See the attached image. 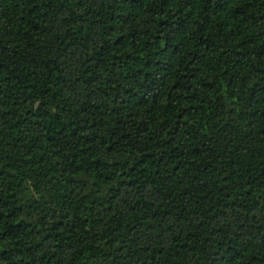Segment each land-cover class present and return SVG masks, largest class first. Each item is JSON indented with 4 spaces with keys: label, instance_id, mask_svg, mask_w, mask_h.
Masks as SVG:
<instances>
[{
    "label": "trees",
    "instance_id": "16d2710c",
    "mask_svg": "<svg viewBox=\"0 0 264 264\" xmlns=\"http://www.w3.org/2000/svg\"><path fill=\"white\" fill-rule=\"evenodd\" d=\"M0 264H264V0H0Z\"/></svg>",
    "mask_w": 264,
    "mask_h": 264
}]
</instances>
